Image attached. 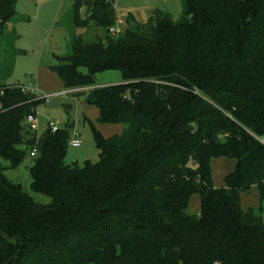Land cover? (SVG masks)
<instances>
[{
	"label": "trees",
	"instance_id": "obj_1",
	"mask_svg": "<svg viewBox=\"0 0 264 264\" xmlns=\"http://www.w3.org/2000/svg\"><path fill=\"white\" fill-rule=\"evenodd\" d=\"M17 1L0 0L6 75L2 38ZM182 2L180 19L130 13L112 35L115 0L75 1L70 30L82 31L50 68L67 89L92 87L97 123L125 126L106 137L85 116L98 162L66 161L68 127L32 134L26 118L46 98L0 80V264H264V220L241 205L253 186L264 196V0ZM95 28L104 36L87 42ZM105 70L124 82L96 87ZM34 147L31 186L51 203L4 171L2 159L17 167ZM221 157L237 165L217 188ZM194 194L198 215L188 213Z\"/></svg>",
	"mask_w": 264,
	"mask_h": 264
},
{
	"label": "rangeland",
	"instance_id": "obj_2",
	"mask_svg": "<svg viewBox=\"0 0 264 264\" xmlns=\"http://www.w3.org/2000/svg\"><path fill=\"white\" fill-rule=\"evenodd\" d=\"M75 1H17L18 17L9 24L2 38V60L5 64L11 61L13 67L10 75H6V71H1L0 80L6 84H33L39 89L38 95L46 97V101L38 107L39 126L35 132H31L32 134L41 136L49 128L51 121L60 128H66L75 122V127L70 129L69 141L78 138L83 143L80 147H73L69 143L66 161L83 164L87 160L92 162L100 160V150L96 147L92 128L85 120V116L93 120L90 117L91 108L97 113L99 109L86 103L85 94L90 88H84L82 92L80 90L72 92L65 88L61 78L50 68L58 62V56L70 43L69 33L75 35L82 31L78 28L70 30L71 12ZM115 6L118 18H126L128 14L133 13L142 23L147 22L156 9L170 13L176 20L180 19L184 12L182 0H115ZM98 34L103 37L104 30L101 28L87 30L84 32V38L87 42L97 41ZM96 82V87H103L121 84L124 78L119 70H105L96 75ZM64 91L70 92L65 94ZM2 163L5 174L12 182L22 185L23 189L37 201L51 203L50 197L32 189L31 169L34 158L29 151L17 167H12L11 162L5 159H2ZM236 165V160L231 158L213 159L214 184L217 188L226 186L227 176L235 170ZM242 204L246 209L253 208L264 219V196L258 186L243 194ZM200 209L201 196L194 194L190 200L188 213L198 215Z\"/></svg>",
	"mask_w": 264,
	"mask_h": 264
},
{
	"label": "built area",
	"instance_id": "obj_3",
	"mask_svg": "<svg viewBox=\"0 0 264 264\" xmlns=\"http://www.w3.org/2000/svg\"><path fill=\"white\" fill-rule=\"evenodd\" d=\"M127 22L125 18H118L116 20V23L110 28V32L112 35H119L121 32L124 31V29L126 28ZM18 87H20L24 92H30V93H36L38 94L39 89L36 88L33 84L30 85H24V84H19ZM63 93H68V91H64ZM42 98H46V97H42ZM26 124L28 126V128H30L31 130L35 131L38 129L39 126V122H38V117L35 114H29L26 118ZM50 129L53 132H56L58 129H60V126L58 124H56L55 122L51 121L49 124ZM82 141L78 138H73L70 141V144L73 147H80L82 145ZM262 143H264V138L262 139ZM38 154V148L34 147L31 151V156L35 157Z\"/></svg>",
	"mask_w": 264,
	"mask_h": 264
},
{
	"label": "crops",
	"instance_id": "obj_4",
	"mask_svg": "<svg viewBox=\"0 0 264 264\" xmlns=\"http://www.w3.org/2000/svg\"><path fill=\"white\" fill-rule=\"evenodd\" d=\"M38 83V82H37ZM84 88H92V87H83V88H72V89H68V90H70V91H72V92H75V91H84ZM70 91H68V92H70ZM88 108H91V107H88ZM91 112H92V115L90 116L96 123H97V119H98V117H99V112L97 113V111L95 110V109H92L91 108ZM92 120V121H93ZM97 126H98V128L102 131V133L106 136V137H111V136H114V135H116V134H121L123 131H124V128H125V126L123 125V124H101V123H97ZM106 131V132H105ZM213 161V160H212ZM213 176H214V174H213ZM254 187V186H253ZM252 187V188H253ZM251 188V189H252ZM250 189V190H251ZM249 190V191H250ZM249 191H247V192H249ZM244 193H246V192H244ZM243 193V194H244ZM243 194H242V197H243ZM241 205H242V208L245 210V211H248L249 209H253V208H249V209H246L244 206H243V204H242V199H241ZM264 220V219H263Z\"/></svg>",
	"mask_w": 264,
	"mask_h": 264
},
{
	"label": "water",
	"instance_id": "obj_5",
	"mask_svg": "<svg viewBox=\"0 0 264 264\" xmlns=\"http://www.w3.org/2000/svg\"><path fill=\"white\" fill-rule=\"evenodd\" d=\"M67 107L70 108V106H67ZM74 127H75V122H73V123H71L70 125H68V128H69V129H73ZM0 235L3 236V237H9V236H7V235L1 233V232H0Z\"/></svg>",
	"mask_w": 264,
	"mask_h": 264
}]
</instances>
